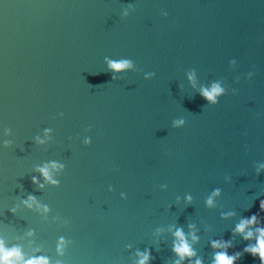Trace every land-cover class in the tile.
<instances>
[{
  "label": "water",
  "instance_id": "95a60500",
  "mask_svg": "<svg viewBox=\"0 0 264 264\" xmlns=\"http://www.w3.org/2000/svg\"><path fill=\"white\" fill-rule=\"evenodd\" d=\"M129 2L136 11L121 20ZM105 55L130 57L137 68L113 81ZM232 57L237 72L228 69ZM253 65L251 82L241 76L233 84ZM191 67L201 82L223 78L238 94L207 105L185 78ZM146 71L156 76L145 80ZM179 116L187 123L173 129ZM2 127L12 129L5 137L12 143L0 147V236L10 244L27 253L39 247L55 261V240L64 235L73 241L67 264H134L144 248L152 249L151 264H170L169 226L187 232L194 223L195 248L208 264L209 240L230 239L238 219L264 199V171H255L264 162V0H0ZM44 127L53 139L37 144ZM48 160L66 168L58 186L39 188L31 177ZM217 187L222 194L209 208ZM29 193L50 210L25 207ZM229 210L236 215L221 218ZM246 243L237 236L229 251ZM237 264L259 261L245 254Z\"/></svg>",
  "mask_w": 264,
  "mask_h": 264
},
{
  "label": "clouds",
  "instance_id": "9594fccd",
  "mask_svg": "<svg viewBox=\"0 0 264 264\" xmlns=\"http://www.w3.org/2000/svg\"><path fill=\"white\" fill-rule=\"evenodd\" d=\"M136 4L131 2L124 4L120 11L119 17L121 20L127 19L136 11ZM160 15L167 17L169 15L166 9L160 10ZM103 62L106 66V71L111 73V79L113 81L120 80L125 73L135 70L137 63L130 57L119 56L113 57L105 55ZM228 69L237 72L239 69V61L236 57H232L228 60ZM185 78L189 86L194 90L195 94L202 97L207 105H217L220 103L221 98L231 93L236 95L239 92L237 87L233 84H239L241 76L245 81L251 82L257 75L256 66L253 65L246 73L237 74L234 77L233 84L227 83L223 78L210 79L207 82H201L199 79L198 70L195 67L188 68L185 73ZM156 76L155 71H146L143 73L145 80H151ZM182 87V85H179ZM259 115V113H256ZM58 116L63 118L64 113L59 112ZM187 123V118L184 116L175 117L171 121V127L173 129L183 128ZM91 125L84 129L85 133L91 130ZM54 130L51 127H44L42 134L37 133L34 136V142L37 144H47L53 139ZM12 134L10 127L0 128V147H8L12 141L5 139ZM242 135H247V131H243ZM76 139L84 145H91L93 143V137L88 134L83 136L80 133L76 134ZM71 141L74 138L69 136ZM244 150H248V145H244ZM66 168V165L62 161L48 160L41 165H37L35 171L40 175H33L31 181L39 188H43L46 184L58 186L60 180L59 174ZM256 174L259 175L264 171V162H258L255 168ZM230 179V177H226ZM162 190L167 188V184H161ZM108 191H114L113 186L108 185ZM222 189L214 188L205 200V205L209 208L216 206V199L222 194ZM121 198L127 199V193L121 192ZM181 198L177 197V201ZM185 204H191L193 196L191 193H185L183 196ZM21 203L29 208L35 210H42L47 213L50 209L47 205L41 204L34 193H29L26 198L21 200ZM9 212L15 214L16 208H10ZM264 199H259V207L256 212L251 213L248 216H241L238 221L231 228V238H215L209 240V246L212 249L211 259L208 264H237L238 261L245 255L249 254L254 260L258 259L259 264H264ZM236 215L234 210L221 212V218L227 219ZM188 231L185 232L182 226L171 225L168 231L172 236V253L174 259L170 261V264H205L204 258L201 257L196 248L200 240L198 234L199 230L194 223L188 224ZM157 233L161 232V229L156 230ZM26 235L32 237L35 235V230L30 229ZM239 236L243 241L247 243L242 249L230 252L229 249L234 247V241ZM73 241L64 235H60L55 240V249L57 259L53 261L52 257L43 254L39 247L34 248L32 253L24 251L23 245L19 243H9L3 236H0V264H67L64 257H66L70 245ZM131 249V245H126ZM136 259L134 264H151L155 259L151 248H144L143 250L137 249L135 251Z\"/></svg>",
  "mask_w": 264,
  "mask_h": 264
}]
</instances>
